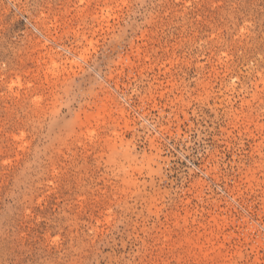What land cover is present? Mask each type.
<instances>
[{"label":"rangeland","instance_id":"rangeland-1","mask_svg":"<svg viewBox=\"0 0 264 264\" xmlns=\"http://www.w3.org/2000/svg\"><path fill=\"white\" fill-rule=\"evenodd\" d=\"M0 264H264V0H0Z\"/></svg>","mask_w":264,"mask_h":264}]
</instances>
